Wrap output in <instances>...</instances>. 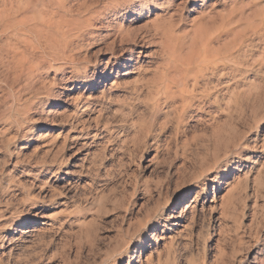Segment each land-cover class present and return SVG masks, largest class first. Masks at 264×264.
I'll use <instances>...</instances> for the list:
<instances>
[{
	"label": "rangeland",
	"instance_id": "1",
	"mask_svg": "<svg viewBox=\"0 0 264 264\" xmlns=\"http://www.w3.org/2000/svg\"><path fill=\"white\" fill-rule=\"evenodd\" d=\"M81 1L88 9L73 12L79 17L91 8H101L104 0ZM187 1L174 0L175 5L158 31L144 25L155 13H161L159 10L136 20L133 16L122 19L138 40L124 47L116 44L114 56L104 51L102 44L89 50L92 64L125 58L128 68H109L106 78L100 76L101 69L97 75L91 69L89 76L97 80L94 86L86 84L70 90L73 84L61 85L63 98L58 117L52 120L45 113L33 115V129L39 127L33 140L22 146L8 143L11 149H21L19 158L26 159V172L22 174L21 166L6 168L14 182L8 206L5 191H1L7 178L1 172L4 156L0 147V264L262 262L264 63L245 72V81L237 84V92L247 91V99L241 103L244 121L238 128L246 133L247 141L240 155L234 153L231 144L216 150L219 143L213 141L212 129L207 125L215 108L203 112L194 109L179 134L172 125L162 130V120L148 135L139 127L150 115L145 108V91L135 94L131 86L141 87V80L152 79L164 62L161 31L173 30L174 40L182 32H188L191 38L200 10L209 12L217 25L235 17V13L229 15L233 12L231 0ZM256 3L257 7L251 8L254 13L250 17L246 14L250 19L264 15V0ZM259 17L250 25L245 19L238 38L244 37L246 43L254 38L252 31L260 25ZM263 48L264 43L256 41L255 58L264 57ZM10 96L2 103L5 105H0V133L4 131L7 138L17 126L9 125L6 119L11 113L9 118L13 120L18 110L15 98ZM226 96L221 97L222 108ZM86 97H90L87 110L81 107L86 102L78 103L76 99ZM218 120L226 128L227 117L223 114ZM227 159L230 162L226 166ZM259 178L261 182L257 183ZM257 237L262 238L259 245ZM126 241L128 246H124ZM126 247L130 248L128 254L123 250Z\"/></svg>",
	"mask_w": 264,
	"mask_h": 264
},
{
	"label": "bare ground",
	"instance_id": "2",
	"mask_svg": "<svg viewBox=\"0 0 264 264\" xmlns=\"http://www.w3.org/2000/svg\"><path fill=\"white\" fill-rule=\"evenodd\" d=\"M78 1L0 0V105L8 100L10 95L18 105H15L18 107L17 117L12 115L15 118L11 120V113L6 116L9 125L16 123L15 133L12 135L10 132L12 136L9 138L3 135L4 131L3 134L0 133V147L4 156V168L0 170L7 178V184L3 183L4 190L1 191H5L7 196L6 201L4 200L7 206L10 204V185L14 182L11 171L6 168L9 165L16 168L21 166V174L26 172V159L19 158L21 149H11L8 143H19L22 146L26 141L33 140L34 135L39 133H36L38 125L33 129V115L45 113L52 120L58 117V108L63 98V93L59 92L61 85L73 84L70 90L78 89L80 85L94 86L97 80L93 75H97L99 69L100 76L106 78L109 68H128L125 58H113V62L100 61L93 65L88 57L89 50L97 44H102L104 51L114 56L118 51L115 49L116 44L124 47L137 42L138 35L127 29L122 19L133 16L136 20L149 15L153 10H159L161 13H155L152 18L149 16L151 19L144 25V28L158 31L165 24L169 9L175 5L174 0H104L101 8L95 10L90 7L92 10L79 17L74 11L85 9L86 2L82 3L80 0L82 4H78ZM191 1L204 2L188 0L187 3ZM254 1L256 0H231L233 12L230 11L229 15L235 13V17L221 25L213 22L214 17L209 12L200 10L194 21L195 28L191 38H188V32H182L183 35L176 36L174 40L173 30L161 31L160 48L165 57L164 62L159 64L152 79L141 80V87L136 84L131 86V92L141 94L145 91L146 95L145 108L150 116L139 126L142 131L150 134L154 125L162 120V130L167 125H172L176 134H179L184 130L188 114L194 109L203 112L215 108L216 114L213 112V115H209L207 125L212 129L213 141L219 143L216 150H219L221 145L228 148L230 144L233 145L232 150L236 155L246 150V133L239 132L238 128L245 115L241 103L246 101L247 91L237 92V84L245 81V72L249 73L254 66L264 63V57L255 58L253 54L256 41L264 43V15L248 18L254 13V10L251 11L252 6L257 7ZM73 6L77 8L74 10ZM247 8L250 10H246ZM258 17L257 23L260 25L252 31L254 38L248 43L244 37L238 38L242 32L240 24L247 19L250 25ZM206 21H211L212 25ZM90 73L93 75L89 76ZM248 93L251 97L254 94L251 90ZM26 95L27 102L23 104ZM223 95H227L224 108L221 107ZM89 98L76 99L80 103L86 102L80 106L87 110L90 107ZM4 113L2 114L5 115ZM223 114L228 119L226 128H222L218 120ZM229 162L227 159L226 166ZM9 179L11 180L8 182ZM256 182L260 183L261 179ZM255 241L259 245L262 238L257 237ZM128 244L129 241H126L124 246ZM123 250L128 254L130 248ZM170 250L171 244L167 246V252L170 253ZM146 262H150L149 258H146ZM260 264H264V259Z\"/></svg>",
	"mask_w": 264,
	"mask_h": 264
}]
</instances>
